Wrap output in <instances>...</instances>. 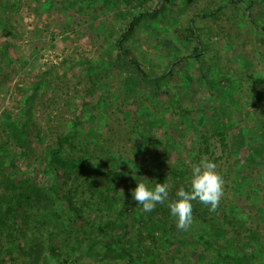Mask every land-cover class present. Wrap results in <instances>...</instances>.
I'll list each match as a JSON object with an SVG mask.
<instances>
[{
  "label": "rangeland",
  "instance_id": "obj_1",
  "mask_svg": "<svg viewBox=\"0 0 264 264\" xmlns=\"http://www.w3.org/2000/svg\"><path fill=\"white\" fill-rule=\"evenodd\" d=\"M158 1L0 0V136L11 121L29 113L27 161H43L51 148H57L60 134L74 129L79 121L74 129L80 134L79 142L88 140L85 143L101 157L90 160V166L109 160L108 148L115 157L122 155L119 160L126 163L131 175L149 167L143 177L158 183L169 169L162 164L152 168L158 162H148L150 150L144 156L137 152L139 139L134 130L145 126L152 131V153H162L170 140L176 141V147H169L168 163L177 169L183 167L186 175L190 170L185 163L200 144L198 112L212 109L217 113L212 124L219 123L232 156L239 157L235 172L245 174L249 168L254 170L252 177L264 175V132L248 129L255 131L257 119L250 103L257 90L248 83L252 75L245 73L264 70V60L258 62L259 52L264 54V37L254 33L247 21L251 0L222 9L225 0H169L156 21L141 24L131 48L147 71L162 74L176 58L181 60L172 69L175 76L164 80L173 97L156 93L153 84L119 62L113 51V37L118 36L119 28L138 12L153 9ZM256 1L253 13L260 15L259 23L264 26V0ZM186 30L201 36L199 58L192 57L197 44L186 37ZM252 62L250 70L247 64ZM239 75L247 77L241 88L234 77ZM185 79L187 89H182L179 103L177 92L186 84L182 83ZM185 111L193 122L182 121L179 114ZM242 126L248 127V133ZM100 137H105L106 146L96 144ZM214 138L217 146L218 137ZM26 164L19 159L11 174L27 177L31 169ZM253 184L264 185L257 178ZM233 200L241 203L237 196ZM228 203V196H222L218 206ZM137 224L145 226V219L133 225ZM194 226L192 217L188 229ZM260 226L264 234V221ZM5 235L0 230V249L5 253L0 255V264H23L27 257L17 248L7 251ZM118 257L115 254L111 260ZM68 261L77 260L71 255Z\"/></svg>",
  "mask_w": 264,
  "mask_h": 264
},
{
  "label": "trees",
  "instance_id": "obj_2",
  "mask_svg": "<svg viewBox=\"0 0 264 264\" xmlns=\"http://www.w3.org/2000/svg\"><path fill=\"white\" fill-rule=\"evenodd\" d=\"M168 1L159 0L153 9H144L133 15L128 24L119 28L118 36L113 37V51L119 62H124L146 82L153 84L156 93L163 92L173 97L164 80L174 75L172 69L181 61L180 58L166 66L162 74H152L139 62L131 48L141 24L156 21ZM239 2L242 0H225L220 9ZM256 3V0L249 3L247 21L254 33L264 37L260 15L253 13ZM193 23L191 21L192 28ZM185 34L197 44L192 57L199 58L203 45L201 36L193 30H186ZM259 55L258 62L263 61L264 54L259 52ZM253 65V62L247 64L250 70ZM245 75H252L248 77V83L257 90L250 103L251 112L257 119L255 131L246 128L252 132H264V116L261 114L264 113L261 107L264 89H260L264 86V70L259 74L246 72ZM245 75L234 76L240 88L247 79ZM181 87L177 92L179 103L187 83ZM199 113L200 144L197 150L191 151L185 168L191 170L201 158L214 162L224 179L223 196H228L229 203L222 208L217 205L215 210H218L215 211L193 201L195 226L186 231L177 228L176 219L169 214L168 208V202L176 198V191L180 188L188 190L186 181L191 179L190 172L183 173V167L177 169L174 163H168L169 147H176V141L170 140L162 153H152V131L145 126L134 130L139 139L137 152L144 156L150 150L148 162H158L152 168L162 164L169 169L158 178V183L170 185L168 201L145 213L131 198L130 190L145 178L143 172L146 174L149 167L136 170L135 175H131L126 163L119 160L118 156L122 159V155L119 153L115 157L107 147L111 158L101 160L103 163L100 165L90 166V160L101 157L89 143H85L88 140L83 138V143L79 142L80 134L74 130L79 121L74 124V129L60 134L57 148H51L43 161L28 163L26 140L31 118L27 112L19 115L10 122V126H5L4 136H0V230L6 234V250L17 248L27 257L23 264H264V234L260 226L264 221V185L256 187L253 184L255 178L264 184V175L256 173V177H252L254 170L249 168L244 170L245 174L235 172L239 157L232 156L228 137L225 131L220 130L219 123L212 124L217 113L212 109H201ZM189 114L188 111L179 114L184 123L192 121ZM196 128L199 129L198 126ZM241 128L248 133L245 127ZM215 136L219 141L217 146L212 142ZM96 142L106 146L105 137L96 139ZM19 159L22 162L26 160L32 171L27 177L11 174ZM149 182L152 181L149 179ZM149 182L146 179L145 183ZM236 196L240 198V204L233 200ZM233 206L235 210H231ZM142 218L145 226L133 225ZM128 229L132 234L127 232ZM2 254L5 253L0 249ZM115 254L119 257L113 261ZM71 255L77 261H68Z\"/></svg>",
  "mask_w": 264,
  "mask_h": 264
},
{
  "label": "clouds",
  "instance_id": "obj_3",
  "mask_svg": "<svg viewBox=\"0 0 264 264\" xmlns=\"http://www.w3.org/2000/svg\"><path fill=\"white\" fill-rule=\"evenodd\" d=\"M191 179L188 190L180 188L175 193V199L168 202L169 214L176 218L177 228L187 230L192 222V202L198 201L215 210L223 196L224 179L217 170V165L207 158H201L190 170ZM146 180V179H145ZM154 184V186H153ZM170 185L136 182L130 190L131 198L145 213L153 211L158 204H164L169 198Z\"/></svg>",
  "mask_w": 264,
  "mask_h": 264
}]
</instances>
